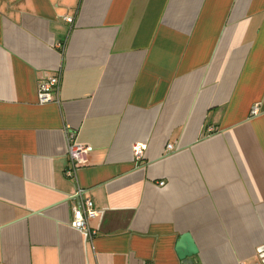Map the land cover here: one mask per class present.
<instances>
[{
    "label": "crops",
    "instance_id": "obj_1",
    "mask_svg": "<svg viewBox=\"0 0 264 264\" xmlns=\"http://www.w3.org/2000/svg\"><path fill=\"white\" fill-rule=\"evenodd\" d=\"M57 73L59 103L38 105ZM66 126L91 148L71 179ZM77 187L92 240L69 226ZM262 247L264 0H0V264H252Z\"/></svg>",
    "mask_w": 264,
    "mask_h": 264
},
{
    "label": "built area",
    "instance_id": "obj_2",
    "mask_svg": "<svg viewBox=\"0 0 264 264\" xmlns=\"http://www.w3.org/2000/svg\"><path fill=\"white\" fill-rule=\"evenodd\" d=\"M64 21L67 23H72L71 17H65ZM63 44L57 43L56 47L61 50ZM59 90H60V74L52 76H41L37 82L36 86V96L38 105H46L50 103H59ZM257 112V107L254 106L251 110V114L255 115ZM66 150L68 156V166L64 170V175L66 178H74L77 169L85 164L86 156L91 152V148L88 146L80 145L75 142V132L66 126ZM209 133H213V128H207ZM145 147L141 144H134L132 147V157L135 162H139L142 159ZM172 151V146H166V152ZM162 183L160 184V186ZM85 190L77 187L75 192L69 197L72 201L70 206V219L69 226L77 231H80L92 240L96 235V232L92 230L89 226L90 220H92L95 215L94 204L89 197H86ZM252 264H262L260 262H255Z\"/></svg>",
    "mask_w": 264,
    "mask_h": 264
},
{
    "label": "water",
    "instance_id": "obj_3",
    "mask_svg": "<svg viewBox=\"0 0 264 264\" xmlns=\"http://www.w3.org/2000/svg\"><path fill=\"white\" fill-rule=\"evenodd\" d=\"M259 251V253H260V256H259V258H260V261H261V263L262 264H264V247H262L260 250H258Z\"/></svg>",
    "mask_w": 264,
    "mask_h": 264
},
{
    "label": "rangeland",
    "instance_id": "obj_4",
    "mask_svg": "<svg viewBox=\"0 0 264 264\" xmlns=\"http://www.w3.org/2000/svg\"><path fill=\"white\" fill-rule=\"evenodd\" d=\"M257 113H258V109H257V112H256V114H257ZM256 114H255V115H256Z\"/></svg>",
    "mask_w": 264,
    "mask_h": 264
}]
</instances>
